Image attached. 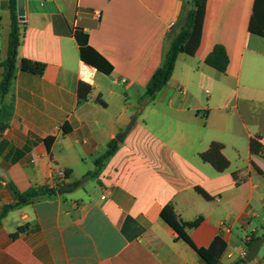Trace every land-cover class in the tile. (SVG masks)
<instances>
[{"label":"crops","instance_id":"crops-1","mask_svg":"<svg viewBox=\"0 0 264 264\" xmlns=\"http://www.w3.org/2000/svg\"><path fill=\"white\" fill-rule=\"evenodd\" d=\"M8 1L0 0V62ZM22 2L17 60L45 68L40 76L17 68L3 100L13 108L0 133V211L14 203L12 188H75L0 219V264H204L161 220L169 203L185 222L200 218L187 231L195 247L218 237L219 264L243 259L264 239V159L248 147L255 138L264 150V38L248 31L254 0H206L195 54L177 56L152 98L145 87L182 29L189 0ZM75 30L112 67L80 87L84 100ZM215 45L228 57L224 74L205 64ZM112 140L115 152L85 179ZM211 143L223 145L222 172L200 158ZM242 264H264V242Z\"/></svg>","mask_w":264,"mask_h":264},{"label":"trees","instance_id":"trees-1","mask_svg":"<svg viewBox=\"0 0 264 264\" xmlns=\"http://www.w3.org/2000/svg\"><path fill=\"white\" fill-rule=\"evenodd\" d=\"M189 9L186 14L185 23L179 33L171 41L166 54L163 57L161 65L154 71L150 77L146 87L145 94L147 97L152 98L157 92H159L169 81L172 76L175 61L179 54H185L193 56L198 48L203 19L206 7V0H189ZM7 9L10 13V31L7 36L6 53L3 61L0 62V133L7 128L8 122L12 115L13 103H5L4 97L9 93L12 83L15 79V72L17 68L22 71L33 75L40 76L44 71V64L33 62L27 59L17 60V50L20 44V26L16 15V0H9ZM248 31L251 34L264 38V0H254L252 15L248 24ZM74 38L79 48V57L83 62L88 63L96 69L97 72H101L108 75L112 71L111 65H109L98 53H96L88 45V35L82 30H75ZM18 64V67H17ZM205 64L220 74L226 72L228 66V57L223 46L215 45L212 51L207 55ZM84 85L79 84L78 98L84 100L86 94H81L80 87ZM89 92V88H88ZM64 132H67L64 129ZM249 152L252 155H259L264 159V150L257 142V139L253 138L249 140ZM116 140L110 141L106 150L95 160V169L85 175L86 178L97 177L102 163L109 158L116 150ZM223 145L219 143H211L208 149L200 154V158L203 162L209 163L217 172L224 171L229 163L222 155ZM80 181L75 182L78 185ZM56 188H47L46 186L31 188L25 193H19L12 188L14 194V203L4 206L0 211V219H2L9 211L39 198L53 196L57 194ZM204 199L208 200L209 197L200 189H196ZM160 218L163 220L173 231L177 234V237L183 242L187 243L203 261L204 264H219L218 258L223 248V243L216 237L208 248H197L193 245L187 235V231L195 228L200 218L193 222L183 221L176 213L173 204L169 203L165 205L161 212ZM23 228H19L18 232H22ZM245 263L244 259H241L235 264Z\"/></svg>","mask_w":264,"mask_h":264},{"label":"water","instance_id":"water-1","mask_svg":"<svg viewBox=\"0 0 264 264\" xmlns=\"http://www.w3.org/2000/svg\"><path fill=\"white\" fill-rule=\"evenodd\" d=\"M16 15H17V18L19 21L23 20L22 19L23 18V2H22V0H16ZM134 119H135V117L132 116L129 123L125 127L124 131L117 136V138H116L117 142L121 143L123 141V139L125 138V136L129 132V130L133 124ZM74 188H75V186L73 184H65V185L60 186L57 189V193L58 194L68 193V192L74 190ZM263 242H264V239H262V238L256 239L252 243L251 247L245 253L243 259L246 262H249V263L252 262L256 258L258 250H259V248Z\"/></svg>","mask_w":264,"mask_h":264},{"label":"built area","instance_id":"built-area-1","mask_svg":"<svg viewBox=\"0 0 264 264\" xmlns=\"http://www.w3.org/2000/svg\"><path fill=\"white\" fill-rule=\"evenodd\" d=\"M95 73H96V69L91 65H89L88 63L83 61L79 63L77 70V77L79 82L86 85H92ZM61 177H63L62 174Z\"/></svg>","mask_w":264,"mask_h":264}]
</instances>
